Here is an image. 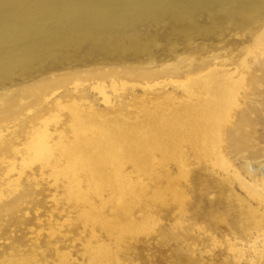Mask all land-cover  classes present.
I'll return each instance as SVG.
<instances>
[{
  "label": "rangeland",
  "instance_id": "obj_1",
  "mask_svg": "<svg viewBox=\"0 0 264 264\" xmlns=\"http://www.w3.org/2000/svg\"><path fill=\"white\" fill-rule=\"evenodd\" d=\"M263 30L264 0H0V264H264V205L235 175L264 182ZM216 65L211 113L248 86L223 141L172 117L181 81ZM39 134L56 162L18 179Z\"/></svg>",
  "mask_w": 264,
  "mask_h": 264
},
{
  "label": "bare ground",
  "instance_id": "obj_2",
  "mask_svg": "<svg viewBox=\"0 0 264 264\" xmlns=\"http://www.w3.org/2000/svg\"><path fill=\"white\" fill-rule=\"evenodd\" d=\"M257 45L258 46H260V45H264V30H263V32L259 35V36H257ZM256 45V44H255ZM257 45H256V47H257ZM217 66V65H216ZM221 67H224V66H221ZM220 68V67H219ZM227 68V67H226ZM225 68V69H226ZM225 69H218V66H217V68H211V69H209V70H206V71H204V72H202V73H200V74H198V75H191V76H189V77H187L185 80H183V81H181V85H182V87H184L183 89H185V94H186V96L184 97V98H180L181 99V102H182V106L180 107V108H178V107H176V108H178V110H175V109H173V110H175V113L173 112V110H171L173 113H170L169 111V113L170 114H173L172 115V117H174L176 114H178V115H180V118H179V123H181L180 125H178V127L177 128H179V126H180V130H183V129H181V128H184V130H185V132H187V131H189V134H190V132L192 133V132H195L196 130H200L201 128H198V126H200V125H198V124H200L201 122V124H204V125H202L203 127H204V129L207 131V129H210V131L212 130L213 132H214V134L215 135H217V137H218V139L217 138H215V139H217V140H220V141H223L224 139H225V131H226V126L228 125H226V122H230V123H232L233 122V120H234V118H235V115H236V107H239V106H241L243 103H244V100H245V93H246V91H247V89H248V86L246 85V84H244L245 83V81H246V77L244 76V74H240V76H239V81L236 79V81H238L237 83H236V85H233V86H229V87H226V89H225V91H226V93L223 95V98H221V100H220V104H215V105H217V107H216V110L215 111H213V113H211L210 111L212 110V109H210V108H208V107H211L212 106V104H211V106H210V103L212 102V101H210V99L209 98H211V97H209V96H211L212 95V92H211V85H213V84H218L219 83V81L218 80H216V76H220V74L221 73H224L225 72ZM229 69V68H228ZM227 69V70H228ZM233 70V69H232ZM238 70V69H237ZM236 71V70H235ZM238 72V71H237ZM236 73V72H235ZM225 74V73H224ZM232 74V73H231ZM238 74V73H237ZM227 75V74H226ZM219 78V77H218ZM217 78V79H218ZM227 78V77H226ZM232 78V77H231ZM230 80V79H229ZM175 81V80H174ZM173 81V82H174ZM235 81V82H236ZM120 82V81H119ZM126 82V81H125ZM128 82V81H127ZM132 82V81H131ZM130 82V83H131ZM172 82V81H171ZM170 82V83H171ZM177 82V81H176ZM229 82V81H228ZM102 83H104V82H102ZM106 83V82H105ZM117 83V81L115 82V84ZM129 83V82H128ZM133 83H135V82H133ZM137 83H139V82H137ZM175 83V82H174ZM226 83V82H225ZM239 83H243L244 84V89H243V92L244 93H242L241 94V91L239 90L240 89V86L238 85ZM96 84V83H95ZM120 84H122V82H120ZM142 84V83H141ZM140 83H139V85H141ZM227 84V83H226ZM235 84V83H234ZM112 85H113V83H112ZM138 85V86H139ZM145 85V84H144ZM149 85V84H148ZM152 85V84H151ZM225 85V84H224ZM94 86V85H93ZM121 86V85H120ZM153 86H155V85H153ZM225 86H227V85H225ZM98 88V89H100L102 92H103V94H104V97L105 98H109L108 96H107V93L108 92H105V84H100V83H97V85L96 86H94V88ZM108 87V86H107ZM116 87H117V84H116ZM123 87V86H122ZM127 87V86H126ZM152 87V86H151ZM224 87V86H223ZM112 88H113V86H112ZM119 89L121 88V87H118ZM134 88V87H133ZM145 88H147V86L145 87ZM97 89V90H98ZM215 89V88H214ZM242 89V88H241ZM107 90H108V88H107ZM224 90V89H223ZM116 91V90H115ZM217 91V90H216ZM215 92V91H214ZM222 92V91H221ZM101 93V92H100ZM222 94V93H221ZM216 96V95H215ZM221 96V95H220ZM219 98V97H218ZM170 99V98H169ZM212 99V98H211ZM216 99V98H215ZM109 101V100H108ZM218 101V100H217ZM168 102H169V100H168ZM172 102H174V101H172ZM154 103H155V101H154ZM175 103V102H174ZM177 103V102H176ZM149 104L150 105H152L151 103H147V106H149ZM178 105H179V103H177ZM214 104V103H213ZM71 105V104H70ZM70 105H68L67 104V107L68 106H70ZM75 105H78V104H75ZM74 105V106H75ZM143 105V104H142ZM145 105V104H144ZM143 105V106H144ZM156 105V104H155ZM168 105V104H167ZM167 105H165V106H167ZM171 105V104H170ZM180 105H181V103H180ZM142 106V107H143ZM82 107V106H81ZM150 107V109L152 110V108H151V106H149ZM149 107H147V109L149 108ZM169 107V106H168ZM167 107V108H168ZM174 107V106H173ZM215 107V106H214ZM74 108V107H73ZM80 108V107H79ZM90 108V107H89ZM144 108V107H143ZM145 108H146V106H145ZM161 108H163V107H161ZM74 109H76V108H74ZM84 109V108H83ZM86 109V108H85ZM91 109V108H90ZM93 109V108H92ZM91 109V110H92ZM140 109V108H139ZM215 109V108H214ZM144 110V109H143ZM150 110V111H151ZM162 110V112H163V109H161ZM165 110V109H164ZM167 110V109H166ZM169 110H170V107H169ZM75 111V110H74ZM89 111V110H88ZM140 111H141V109H140ZM149 111V112H150ZM152 111H154V110H152ZM160 111V110H159ZM143 112V111H142ZM144 112H147L146 110H144ZM90 113V112H89ZM158 113V112H157ZM166 113V112H165ZM77 114H78V112H77ZM81 114V113H80ZM95 114V113H94ZM94 114H92L91 116H93ZM167 114V113H166ZM165 114V116L167 117V115ZM170 114H168V115H170ZM65 115V114H64ZM83 115H85V114H83ZM144 115V113L142 114V116ZM145 115H146V113H145ZM145 115H144V117H145ZM147 115H148V113H147ZM157 115V114H156ZM160 115V112L158 113V115H157V117H160L159 116ZM63 116V115H62ZM73 116H74V114H73ZM77 116V115H76ZM120 116V115H119ZM153 116V115H152ZM151 116V117H152ZM171 116V115H170ZM81 117H82V115H81ZM80 117V118H81ZM94 117V116H93ZM108 117H110V116H108ZM107 117V118H108ZM114 117H117V116H114ZM141 117V116H140ZM162 117H163V115H162ZM165 117V118H166ZM171 117V118H172ZM176 117V118H177ZM64 118V117H63ZM65 118H67V117H65ZM71 118V117H70ZM85 118H87V117H84V119ZM103 118V117H102ZM111 118H113V116H111ZM111 118H109L110 120H111ZM150 118V117H149ZM149 118H147L146 117V119H149ZM164 118V117H163ZM162 118V119H163ZM169 118V117H168ZM168 118H166L167 120H168ZM78 120H79V118H77ZM90 119V118H89ZM91 119H93V118H91ZM90 119V120H91ZM95 119V118H94ZM104 119H105V117H104ZM116 119V118H115ZM122 119V118H121ZM145 119V118H144ZM155 119V118H154ZM158 119V118H157ZM159 119H161V117L159 118ZM158 119V120H159ZM67 120V119H66ZM117 120H118V117H117ZM152 120V119H151ZM164 120V119H163ZM162 120V121H163ZM171 120V119H170ZM52 121V120H51ZM69 121H71V119L69 120ZM93 121V120H92ZM101 121V120H100ZM99 121V122H100ZM105 122H106V120H104ZM113 121H114V119H113ZM126 121V120H125ZM145 121V120H144ZM150 121V120H149ZM154 121V120H153ZM172 121V120H171ZM178 121V120H177ZM176 121V122H177ZM67 122H68V120H67ZM80 122V121H79ZM83 122H84V120H83ZM86 122V121H85ZM84 122V123H85ZM105 122H103V125H104V123ZM115 122V121H114ZM158 122V121H157ZM81 124V127L84 129V130H87V129H89V126H90V124L87 122L86 124H89V126H87L86 127V125L85 124ZM109 123H110V121H109ZM151 123V122H150ZM178 123V122H177ZM47 125H48V123H46ZM69 124V123H68ZM70 124H72V123H70ZM74 124H75V120H74ZM74 124H72V126L74 125ZM79 124V123H78ZM99 124V123H98ZM148 123L146 122V125H147ZM161 124H163L162 122H161ZM168 124H171L170 126H172V122H170V123H168ZM80 125V124H79ZM78 125V126H79ZM152 125V124H151ZM175 125V124H174ZM50 126V125H49ZM78 126H75L74 125V127L75 128H77ZM100 126H101V123H100ZM108 126H110V125H108ZM150 126V125H149ZM153 126V125H152ZM151 126V127H152ZM158 126V125H157ZM157 126H155L156 127V129L159 127H157ZM160 126H162V125H160ZM165 126V125H164ZM175 127V126H174ZM50 128V127H49ZM70 128H71V126H70ZM73 128V127H72ZM71 128V129H72ZM86 128V129H85ZM104 128H105V126H104ZM115 128V127H114ZM154 127H152V129H153ZM162 128V127H161ZM160 128V129H161ZM164 128V127H163ZM166 128V127H165ZM170 128V127H169ZM168 128V129H169ZM45 129V128H44ZM102 129V128H101ZM127 129V128H126ZM155 129V128H154ZM76 130V129H75ZM113 130V129H112ZM162 130V129H161ZM164 130V129H163ZM198 130V131H199ZM73 131V130H72ZM77 131H78V129H77ZM77 131H75V132H77ZM107 131V130H106ZM117 131V130H116ZM124 131H127V130H124ZM158 131V130H157ZM157 131H156V133H157ZM176 131L178 132L179 130H177L176 129ZM198 131H196V132H198ZM41 132V131H40ZM96 132V131H95ZM94 132V133H95ZM120 132H123V130L122 131H120ZM119 132V133H120ZM154 132V131H153ZM161 132V131H160ZM164 132H165V130H164ZM163 132V133H164ZM173 132H175V131H173ZM205 132V131H204ZM50 133V132H49ZM55 133V132H54ZM73 133V132H72ZM71 133V134H72ZM82 133V132H81ZM111 133V132H110ZM155 133V132H154ZM162 133V132H161ZM160 133V134H161ZM180 133V132H179ZM188 133V132H187ZM186 133V134H187ZM202 133V132H201ZM200 133V134H201ZM210 133V132H209ZM53 134V133H52ZM74 134V133H73ZM113 134V133H112ZM172 134V133H171ZM171 134H169V135H171ZM178 134V133H177ZM176 134V135H177ZM181 134H183L182 132H181ZM193 134V133H192ZM212 134V133H211ZM213 134V135H214ZM75 135V134H74ZM168 135V134H167ZM185 135V134H184ZM184 135H182V136H184ZM188 135V134H187ZM194 135V134H193ZM204 135V134H203ZM202 135V136H203ZM43 136V134H39V135H35V136H32L31 137V139L28 141V142H26V144H25V147L28 149V153L27 154H29L28 156H25L23 159H22V162H21V167H20V169H19V172H20V175H19V177H18V179H20V177H22L23 175H22V173H24V171H23V169H24V165L26 166L27 164H29L28 162L31 160V159H42V160H44V161H52V163L53 162H56L55 161V155H54V148H53V146H51V145H49V139L47 140V138H41ZM51 136V135H50ZM78 136H79V134H78ZM88 137H90V135H87ZM101 136V135H100ZM103 136V135H102ZM106 136V135H105ZM108 136V135H107ZM133 136H134V134H133ZM186 136V135H185ZM192 136V135H191ZM198 136V135H197ZM197 136H196V138H197ZM205 136H206V134H205ZM212 135H210V137H211ZM71 137V136H70ZM80 137V136H79ZM84 137V136H83ZM96 137V136H95ZM112 136H111V134L109 135V139L111 138ZM174 137V136H173ZM180 137H181V135H180ZM180 137H179V139H180ZM188 137V136H187ZM195 137V136H194ZM194 137H192L193 138V140H194ZM199 137V136H198ZM207 137V136H206ZM76 138H77V136H76ZM82 138V137H81ZM104 138V137H103ZM114 138V137H113ZM116 138V137H115ZM158 139H159V137H157ZM155 139V140H158V139ZM162 138V137H161ZM177 138H178V136H177ZM189 138H191L190 136H189ZM188 138V139H189ZM203 138V137H202ZM212 138V137H211ZM83 139V138H82ZM91 139H93V138H91ZM90 139V140H91ZM107 138H105V141H107L106 140ZM134 139V138H133ZM163 139V138H162ZM168 139V138H167ZM171 139H173V138H171ZM171 139H169V140H171ZM179 139H177V140H179ZM186 139V138H185ZM197 139H199V138H197ZM206 139V138H205ZM208 139V138H207ZM68 140V139H67ZM71 140V139H70ZM85 140H89V139H85ZM113 140V139H112ZM136 140H137V138H136ZM161 140V139H160ZM176 140V139H175ZM176 140V141H177ZM181 140H182V137H181ZM184 140V139H183ZM196 140V139H195ZM202 140V139H201ZM211 140V139H210ZM73 141V140H72ZM93 141V140H92ZM91 141V142H92ZM172 141H174V139L172 140ZM185 141V140H184ZM209 141V140H208ZM207 141V142H208ZM212 141V140H211ZM216 141V140H215ZM90 142V143H91ZM132 142V141H131ZM141 142V141H140ZM168 142V141H167ZM166 142V144H164V145H167L168 143ZM181 142H183V141H181ZM200 142V141H199ZM206 142V143H207ZM219 142V141H218ZM51 143V142H50ZM66 143H68V141L66 142ZM65 143V144H66ZM74 143V142H73ZM80 143V142H79ZM86 143V142H85ZM89 142H88V144H90ZM99 143V141H97V143H95L96 145ZM108 143V141L107 142H105V146H107L106 144ZM138 143V142H137ZM177 143V142H176ZM194 143H195V141H194ZM201 143V142H200ZM199 143V144H200ZM203 143V142H202ZM206 143H205V146H206ZM69 144V143H68ZM109 144V143H108ZM127 144H129V143H127ZM141 144H143V143H141ZM155 144V143H154ZM163 144V143H162ZM162 144L160 145L159 143H158V145L159 146H162ZM208 144V143H207ZM209 144H212V143H209ZM217 144H219V143H217ZM221 144V143H220ZM83 145V144H82ZM85 145V144H84ZM102 145H104V144H102ZM144 145V144H143ZM150 145V144H149ZM173 145V144H172ZM178 145V144H177ZM180 145V144H179ZM178 145V146H179ZM198 145V144H197ZM201 145V144H200ZM75 146V148H77V146L76 145H74ZM87 146V145H86ZM92 146V145H91ZM123 146H125V145H123ZM132 146V145H131ZM142 146V145H141ZM151 146V145H150ZM220 146V145H219ZM65 147V146H64ZM79 147H81V145L79 146ZM78 147V148H79ZM101 147V146H100ZM149 147V146H148ZM163 147V146H162ZM165 147V146H164ZM171 147V146H170ZM173 147V146H172ZM175 147V146H174ZM173 147V148H174ZM195 147H196V145H195ZM202 147V146H201ZM204 147V146H203ZM211 147H212V145H211ZM214 147V146H213ZM217 147V146H216ZM23 148V147H22ZM87 148H89V146H87ZM104 148V147H103ZM121 148H123V147H121ZM128 148V147H127ZM143 148V147H142ZM167 148V147H166ZM179 148V147H178ZM200 148V147H199ZM206 148V147H205ZM222 148V147H221ZM24 149V148H23ZM69 149H70V147H69ZM80 149H82V148H80ZM98 149H100V148H98ZM162 149V148H161ZM168 149H169V145H168ZM180 149V148H179ZM214 149V148H213ZM68 150V149H67ZM72 150H73V148H72ZM114 150V149H113ZM121 150V149H120ZM137 150H138V148H137ZM167 150V149H166ZM176 150H177V148H176ZM204 150V149H203ZM208 150H210V148H208L207 149V151ZM212 150V149H211ZM214 150H216V153H218L219 151H221V149H219V151L217 152V149H214ZM22 151V150H21ZM92 151V150H91ZM129 151V150H128ZM164 152H165V150H163ZM213 151V150H212ZM71 152V151H70ZM76 152H77V150H76ZM80 152H82V150H80ZM103 152V151H102ZM108 152V151H107ZM130 152V151H129ZM142 152V151H141ZM147 152V151H146ZM145 152V153H146ZM167 152H168V150H167ZM176 152V151H175ZM99 153H100V151H99ZM99 153L97 152L96 153V156H95V154L93 155V156H95V159H97L96 161L98 162V158H99ZM170 153H174V151L172 152V150L169 152V153H167L168 155L170 154ZM209 153V152H208ZM212 153V152H211ZM21 154V153H20ZM23 154V153H22ZM69 154V153H68ZM76 154V153H75ZM93 154V153H92ZM103 153H100V155H102ZM134 154V153H133ZM147 154H148V152H147ZM213 154H215V153H213ZM219 154V162H221L223 165V167H224V165L225 166H227L226 165V161H225V159H224V157H223V155H222V153L221 152H219L218 153ZM107 155V154H106ZM144 155V154H143ZM146 155V154H145ZM172 155V154H171ZM17 156H19V154L17 155ZM62 157H63V155H61ZM80 156H81V153H80ZM79 156V157H80ZM83 156H85V155H83ZM104 156V155H103ZM103 156H102V158H103ZM127 156H129V155H127ZM147 156V155H146ZM166 156V155H165ZM170 156V155H169ZM218 156V155H217ZM5 157V156H4ZM4 157H3V159H4ZM8 157V156H7ZM61 157V158H62ZM69 157V156H68ZM145 157V156H144ZM31 158V159H30ZM78 158V157H77ZM126 158V157H125ZM131 158H133V157H130V159ZM215 158H217V157H215ZM5 159H8V158H5ZM18 159H20V156L18 157ZM79 159V158H78ZM85 159V158H84ZM91 159H92V157H91ZM139 159V158H138ZM72 160V159H71ZM82 160V159H81ZM108 160H111L110 162L111 163H115V159L113 160V157H111V156H109L108 158H107V161ZM135 160V159H134ZM134 160H131V161H134ZM216 160V159H215ZM5 161V160H4ZM16 161H18V160H15V161H13L12 162V166L10 167V169L13 171V170H18L17 169V167H16ZM88 161H90V160H88ZM107 161H104V159H103V161H102V163H101V166H100V169H102L103 171H105V164H106V162ZM128 161V160H127ZM126 161V162H127ZM31 162V161H30ZM71 162V161H70ZM81 162V161H80ZM83 162H87V161H83ZM216 162H218V161H216ZM5 163V162H4ZM6 163H8V162H6ZM11 162H9V164H10ZM51 163V165H53ZM99 163V162H98ZM141 163V162H140ZM2 164V163H1ZM49 164V163H48ZM69 164V163H68ZM116 164H117V162H116ZM128 164V163H127ZM134 164V163H133ZM43 165H44V162H43ZM46 165V164H45ZM111 165V164H110ZM138 165V164H137ZM218 165H220L219 163H218ZM8 166H10V165H8ZM7 166V167H8ZM56 166H59V165H56ZM78 166V165H77ZM108 166V165H107ZM107 166H106V168H107ZM114 166V165H113ZM115 166H117V165H115ZM123 166H126L125 164L123 165ZM1 167V166H0ZM28 167H29V165H28ZM229 168V167H228ZM54 169V168H53ZM58 169V168H57ZM60 169H62V168H60ZM63 169H64V167H63ZM85 169V168H84ZM25 170V169H24ZM32 170V169H31ZM56 170V169H55ZM54 170V171H55ZM82 170V169H81ZM112 170H113V168H112ZM121 170H122V168H121ZM67 171V170H66ZM65 171V172H66ZM17 172V171H16ZM56 172V171H55ZM95 172V171H94ZM9 173L10 172H8L7 174H8V176H9ZM54 173V172H53ZM74 173V172H73ZM85 172H83V173H81V174H84ZM123 173V172H122ZM66 174V173H65ZM90 174H91V172H90ZM13 175V174H12ZM235 175H236V177L239 179V181H240V184L243 186V188L247 191V193L249 194V196L253 199V200H256V201H258L259 203H261V204H263L264 205V182L263 183H258L256 180H253V181H248V180H246L243 176H241L238 172H235ZM7 176V177H8ZM61 176H63L62 175V172H61ZM121 176H124L123 174H121ZM126 176V175H125ZM95 177H97V176H95ZM110 177V176H109ZM4 178H6V177H4ZM11 178H12V176H11ZM73 178V177H72ZM125 178V177H124ZM7 179V178H6ZM105 179V178H104ZM109 178H107V180H108ZM0 180H1V178H0ZM3 180H5V179H2V182H4ZM10 180V179H9ZM9 180H8V182H9ZM86 180V179H85ZM13 181V180H12ZM92 181V180H91ZM6 182V181H5ZM11 182V181H10ZM86 182H87V180H86ZM93 182V181H92ZM79 183H81V182H79ZM6 184V183H5ZM69 184V183H68ZM0 185H2L1 183H0ZM4 185V184H3ZM87 185V184H86ZM13 186H15L14 184H13ZM3 187V186H2ZM3 188H5V187H3ZM84 188V187H83ZM15 189V188H14ZM17 190V189H16ZM9 191V190H8ZM11 191V190H10ZM15 191V190H14ZM84 191V190H83ZM10 193V192H9ZM6 194H7V192H6ZM11 194V193H10ZM1 196V195H0ZM144 228V227H143Z\"/></svg>",
  "mask_w": 264,
  "mask_h": 264
}]
</instances>
